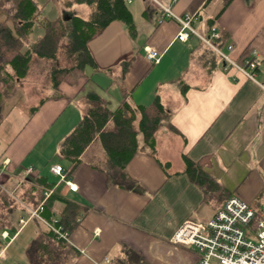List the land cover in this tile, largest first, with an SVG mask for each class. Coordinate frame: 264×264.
<instances>
[{
  "label": "crops",
  "instance_id": "0c3cea01",
  "mask_svg": "<svg viewBox=\"0 0 264 264\" xmlns=\"http://www.w3.org/2000/svg\"><path fill=\"white\" fill-rule=\"evenodd\" d=\"M151 1L143 0L144 21L137 26L135 40L122 22L110 23L89 43L99 69L88 68L87 76L75 84L61 83L65 97L48 98L31 119L24 121L19 133L7 139L0 135V186L6 187L11 196L18 189L24 193L34 185L40 189L15 207L12 222L2 232L0 264H31L28 248L46 224L40 220L31 231L30 241L19 248L16 244L32 219L21 225L20 218L30 214L33 198L47 190L42 192V175L50 182V175L60 177L55 190L85 210L66 240L73 248L68 264H110L132 251L150 264H159L157 258L172 247L182 252L178 261L170 264H195L198 252L174 242L173 237L185 220L211 219L224 200L204 199L201 187L183 173L184 155L193 161L208 157L207 170L228 193H237L244 200L251 202L264 187V0H232L219 17L227 0H160L176 14H197L193 25L202 33L207 34L212 25L217 27L223 35L222 51L229 52L233 43L232 57L236 61L242 62L250 50L256 49V80L235 67L226 71L220 57L209 74L207 67L194 60V55L202 51L200 38L178 39L180 24ZM127 2L129 5L134 0ZM149 47L161 54L158 62L147 58ZM123 60L131 61L125 71ZM178 78L190 85L185 94L176 82ZM85 83L86 89L108 97L113 109L123 100L133 106L148 105L158 93L180 131L174 133L163 127L157 134L154 155L142 142L141 150L126 165L133 179L131 187L109 182L107 154L98 136L72 171L69 162L58 156L61 139L74 128L86 107L81 98L75 97ZM112 126L110 122L108 128ZM51 130L56 136L46 139ZM163 138L178 143L177 157L160 142ZM44 145L51 152L42 154ZM161 162L169 165L165 168ZM174 163L176 168H172ZM42 164H46V173L38 167ZM53 164L63 166L65 178L52 171ZM29 168L32 170L27 172ZM66 178L78 184V190H70ZM63 206L62 202L55 203L53 218L59 217Z\"/></svg>",
  "mask_w": 264,
  "mask_h": 264
},
{
  "label": "trees",
  "instance_id": "16d2710c",
  "mask_svg": "<svg viewBox=\"0 0 264 264\" xmlns=\"http://www.w3.org/2000/svg\"><path fill=\"white\" fill-rule=\"evenodd\" d=\"M61 1L66 7L86 4L90 7V13L86 17L67 14L65 17L58 16L52 19L44 13V5L38 0H0V123L3 120L7 96L12 93L17 81L29 76L37 59L52 62L48 70L52 92L30 106L28 120L48 98L60 99L66 96L60 88L61 83L75 84L80 78L87 76L88 68L99 69L89 43L110 23L122 22L130 37L133 40L137 37V25L127 0ZM231 1L227 0L224 3L216 17L221 15ZM211 23L213 24V21ZM37 24L44 28V32L33 39L32 33ZM200 49L201 53L194 55V60L207 67L208 73L211 74L218 65L220 56H215V52L202 41ZM60 56L65 58L62 64H59ZM130 62L122 61L124 71ZM176 82L185 94L190 85L183 78H178ZM75 97L81 98L86 107L77 124L61 139L58 147V156L69 162L71 171L81 161L86 148L98 136L107 154L106 169L109 182L131 187L133 179L127 173L126 165L141 150L142 142L154 155L157 134L163 127L170 132L180 133L171 122V112L158 93L148 105L133 106L127 100H123L114 109L108 97L97 90L86 89V83ZM110 122L113 126L108 128ZM207 161L208 157L193 161L184 155L183 173L188 174L190 179L201 187L205 200L223 199L225 202L232 194L228 193L220 181L207 170ZM161 164H164L165 168L169 165L167 162ZM38 179L40 180V177ZM40 182L42 192L44 189L53 188V192L45 199L42 216L48 220L52 219L56 215L55 203L62 202L64 206L56 218V224L71 233L78 225L79 219L84 216L85 210L79 203L57 192L55 188L58 183L50 182L43 175ZM36 188L34 185L26 192L29 199L34 196ZM3 190L0 186V200H3V209L7 208L8 213L3 211L0 215V243L2 232L8 227V217L16 210L10 206L8 192ZM37 191L40 192V189ZM43 198V195L37 199L33 198V206H37ZM3 216L4 219H1ZM12 229L17 230L15 226ZM72 249L65 239L47 227L33 240L27 254L31 264H68ZM110 264L150 263L144 256L132 251Z\"/></svg>",
  "mask_w": 264,
  "mask_h": 264
},
{
  "label": "built area",
  "instance_id": "2783aa9c",
  "mask_svg": "<svg viewBox=\"0 0 264 264\" xmlns=\"http://www.w3.org/2000/svg\"><path fill=\"white\" fill-rule=\"evenodd\" d=\"M154 1L164 9L166 17L180 24L178 39L186 41L191 36L199 37L222 58L226 71L235 67L248 78L256 80L258 68L256 49L250 50L242 62H238L232 57L235 47L233 43L229 44V52L222 51L220 41L223 35L217 27L210 28L207 34L202 33L193 25V21L198 18L197 14H176L160 0ZM146 56L150 61L158 62L161 54L149 47ZM51 169L65 178L61 164H53ZM31 170L29 168L27 172ZM66 185L70 190H78V184L71 179L66 178ZM52 192L53 188L45 190L42 193L43 200L36 207H29V217H21L19 223L24 225L29 218H37L60 238L68 240L70 233L56 224V218L48 220L42 216L45 199ZM173 241L198 252L199 258L195 264H264V206L254 208L240 196L232 194L208 221L185 220Z\"/></svg>",
  "mask_w": 264,
  "mask_h": 264
},
{
  "label": "rangeland",
  "instance_id": "374dc122",
  "mask_svg": "<svg viewBox=\"0 0 264 264\" xmlns=\"http://www.w3.org/2000/svg\"><path fill=\"white\" fill-rule=\"evenodd\" d=\"M40 4L44 5V13L49 18H57L58 16L65 17L67 14H77L86 17L89 14L90 7L86 4H75L72 7H66L61 0L53 1V0H38ZM148 2L152 3L151 0H147ZM143 5V0H134L133 3H129L130 9L133 11L134 14V21L137 24V26L141 25V22L144 21L142 11L144 9L141 7ZM44 28H42L40 25H36L34 27L32 38H36L37 36L43 34ZM65 58L63 56L59 57V64L64 63ZM52 62L51 61H44V60H36L34 62L33 70L29 74V76L26 79L19 80L16 83V87L12 89V93L7 96V103L3 110V120L0 123V135L1 137L7 139L15 135L16 133H19L20 127L24 123V121L28 118L30 106L38 103L39 99L47 94H50L52 92L50 83L48 81V70L51 67ZM261 79V78H260ZM81 102V101H78ZM58 126V125H57ZM57 126L55 128H57ZM56 131L51 130L48 135H46V139H49L50 136H56ZM166 137V136H165ZM167 138V137H166ZM160 142L164 145H166L168 148L171 149V153L173 157L178 156V143L175 141H172L170 139H161ZM54 143V142H53ZM50 147L47 145H44L42 147V154H48L50 151ZM40 150V149H39ZM42 159V157H41ZM46 164L39 165V168H42V171L46 173L47 168L45 166ZM177 165L174 163L172 165V168H176ZM51 180L58 182L59 178L55 175H50ZM4 188V187H3ZM6 192L8 190L6 187L4 188ZM3 190V191H4ZM4 191V192H5ZM9 194V192H8ZM238 195L237 193H233ZM25 196H27L26 192L21 193V191L18 189L17 192H14V196H11L9 194L10 198V206H14V208L21 206L18 204V202L24 200ZM239 196V195H238ZM27 198V197H26ZM20 199V200H19ZM247 201V200H245ZM250 205H252L254 208H258L259 206L264 204V187L260 190V193L256 195V197L251 201H247ZM3 200H0V215L4 211L5 213H8L7 208L3 209L2 206ZM260 203V204H259ZM33 207V204L30 205V207ZM27 209V207H26ZM27 215V216H26ZM24 217H29V212L25 214ZM4 219V216L1 218ZM12 216L8 217V224L12 222ZM17 222V218H16ZM30 223L27 225L26 229L23 231L22 235L19 237L20 240L17 242L16 247H20L25 243V241H30L31 237V231L34 228H37V226L40 225V220L37 218H32ZM11 232V237H12ZM188 250L192 251L190 248H187ZM182 252V249L175 247H172V250L168 249L165 251V253L161 256H159L158 263L159 264H170L171 262L178 261V258H180V254Z\"/></svg>",
  "mask_w": 264,
  "mask_h": 264
}]
</instances>
